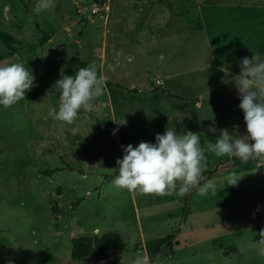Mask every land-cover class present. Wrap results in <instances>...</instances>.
Returning <instances> with one entry per match:
<instances>
[{
	"label": "rangeland",
	"instance_id": "rangeland-1",
	"mask_svg": "<svg viewBox=\"0 0 264 264\" xmlns=\"http://www.w3.org/2000/svg\"><path fill=\"white\" fill-rule=\"evenodd\" d=\"M37 3L0 0V31L13 38L10 49L0 40V66L20 62L34 76L24 100L0 105V264H132L138 252L148 255L147 243L170 234L174 242L152 264H264L256 244L264 230L262 157L230 165L235 156L206 151L202 173L217 170L201 186L214 190L185 197L112 183L122 146L155 144L168 127L199 134L201 146L225 129L248 136L223 73L238 57L236 44L264 43V0H53L39 15ZM184 60L195 64L189 81L180 78ZM92 63L107 78L95 110H81L71 124L54 119L57 81ZM157 87L187 101L156 97ZM197 97L216 99L220 110L193 111ZM124 118L126 125L115 123ZM230 173L236 186L228 185ZM106 233L118 234L123 247L71 258V239Z\"/></svg>",
	"mask_w": 264,
	"mask_h": 264
},
{
	"label": "clouds",
	"instance_id": "clouds-1",
	"mask_svg": "<svg viewBox=\"0 0 264 264\" xmlns=\"http://www.w3.org/2000/svg\"><path fill=\"white\" fill-rule=\"evenodd\" d=\"M53 5V0H38L33 12L39 15ZM17 61L19 56L16 57ZM107 78L98 74L95 63L81 67L75 76L62 75L55 87L60 91L59 110L50 109L49 115L61 122L71 124L78 113H91L96 108V100L103 95ZM34 76L23 63L15 62L0 66V105L10 108L25 99V93L33 87ZM244 113L248 136L230 135L221 130L215 143L201 146L200 135L192 132L177 134L175 128L157 134L156 143L141 141L134 147L123 148V159L117 160L118 175L112 180L118 189L138 191L146 195L188 196L193 190L203 192L214 185L201 186L202 170L207 167L206 151L217 157L235 156L241 162L253 157H264V61L259 55L243 58L241 73L235 77ZM118 125L124 126L122 119ZM209 131L215 133V127ZM115 134V132H114ZM228 185L236 186L240 179L235 173L227 176ZM259 255L264 256V230L259 232ZM132 264H152L150 257L138 252Z\"/></svg>",
	"mask_w": 264,
	"mask_h": 264
},
{
	"label": "trees",
	"instance_id": "trees-1",
	"mask_svg": "<svg viewBox=\"0 0 264 264\" xmlns=\"http://www.w3.org/2000/svg\"><path fill=\"white\" fill-rule=\"evenodd\" d=\"M0 40L2 43L8 48H11V43L13 42V38L5 33L0 31ZM82 67H88L89 65H81ZM121 89H124L128 93L132 94H138L140 93L139 90L133 88V89H128L121 87L117 85ZM151 93L155 94L156 97L158 95H166L169 98L172 99H178V100H185L183 97L178 96L174 93H172L169 90H166L162 87H157L151 91ZM241 120L245 121L244 115L240 116ZM264 160V157H262ZM230 165H239L242 163L239 158L234 157L231 159H228L226 161ZM217 168H215L212 171H204L202 173L203 178L206 176H211L216 172ZM53 170H48L44 171L45 174H52ZM81 199H78V201L74 204L77 206L80 203ZM174 237L175 235L170 234L167 235L159 240L156 241H151L150 243H147L146 245V251L150 257V259H154L161 251V249L166 246L170 247L172 243L174 242ZM123 247L122 240L118 234L115 233H106L102 235L101 237H93V238H87V237H76L71 239V258L73 260H82L87 257H91L93 255H98V256H104L106 253L117 250Z\"/></svg>",
	"mask_w": 264,
	"mask_h": 264
},
{
	"label": "crops",
	"instance_id": "crops-1",
	"mask_svg": "<svg viewBox=\"0 0 264 264\" xmlns=\"http://www.w3.org/2000/svg\"><path fill=\"white\" fill-rule=\"evenodd\" d=\"M259 7L255 8V9H260ZM155 9H154V11H155ZM155 14H157L156 11H155ZM255 39L254 38L250 39V41H248V44L244 45L242 47L237 45V44L233 47V50L236 51V56H238V57L233 58V60L228 64V68L226 67L227 73H223L226 75L227 81H228L226 84L227 85V92H226L227 98H228L229 103H231L232 105H240V103H241V100H240L239 94H238V89H237L236 84H235V77L239 76L241 73V62H242L243 58L247 57V58L251 59L254 54H257V55H259L260 60L264 61V43L261 44V43L257 42ZM262 40H264V37L262 38ZM241 49L242 50L247 49V52L245 51L243 53H239V50H241ZM178 66L180 67L179 68L180 69L179 70L180 78L184 79L186 81H189L190 75L192 74V70H193L190 68L195 67V64L189 63L186 60H184L183 62H180L178 64ZM163 96H166V95H163ZM170 99H172V98H170ZM184 99L185 100H183V102H186L187 99L186 98H184ZM195 99L197 101L194 105H192L193 111L201 110L204 107H211V108H215V109L220 110L218 108L220 104L216 99L211 98L209 100V102H207V103H203L202 99H200L199 97H197ZM198 100H200V101H198ZM179 101H181V100H179ZM237 113L239 114V116L243 115L239 112H237ZM240 120H241V118H240Z\"/></svg>",
	"mask_w": 264,
	"mask_h": 264
},
{
	"label": "water",
	"instance_id": "water-1",
	"mask_svg": "<svg viewBox=\"0 0 264 264\" xmlns=\"http://www.w3.org/2000/svg\"><path fill=\"white\" fill-rule=\"evenodd\" d=\"M93 1L94 3L99 4L100 6H103L106 3V0H93Z\"/></svg>",
	"mask_w": 264,
	"mask_h": 264
}]
</instances>
